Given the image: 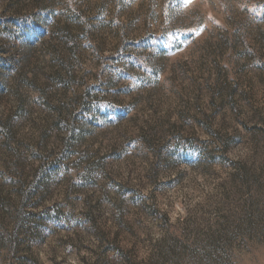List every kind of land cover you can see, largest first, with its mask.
I'll use <instances>...</instances> for the list:
<instances>
[{
    "label": "rangeland",
    "instance_id": "374dc122",
    "mask_svg": "<svg viewBox=\"0 0 264 264\" xmlns=\"http://www.w3.org/2000/svg\"><path fill=\"white\" fill-rule=\"evenodd\" d=\"M0 264H264V0H0Z\"/></svg>",
    "mask_w": 264,
    "mask_h": 264
},
{
    "label": "snow or ice",
    "instance_id": "6c2138e0",
    "mask_svg": "<svg viewBox=\"0 0 264 264\" xmlns=\"http://www.w3.org/2000/svg\"><path fill=\"white\" fill-rule=\"evenodd\" d=\"M184 3H192V0H182Z\"/></svg>",
    "mask_w": 264,
    "mask_h": 264
}]
</instances>
